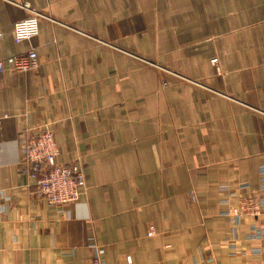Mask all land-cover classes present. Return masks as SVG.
<instances>
[{"label": "crops", "instance_id": "0c3cea01", "mask_svg": "<svg viewBox=\"0 0 264 264\" xmlns=\"http://www.w3.org/2000/svg\"><path fill=\"white\" fill-rule=\"evenodd\" d=\"M24 4L40 32L16 44ZM32 48L38 70L0 73V264H264V216L236 227L219 192L261 186L264 0H0V61ZM41 124L86 176L69 214L24 172Z\"/></svg>", "mask_w": 264, "mask_h": 264}, {"label": "built area", "instance_id": "2783aa9c", "mask_svg": "<svg viewBox=\"0 0 264 264\" xmlns=\"http://www.w3.org/2000/svg\"><path fill=\"white\" fill-rule=\"evenodd\" d=\"M23 7L30 11L31 15L16 23L14 27V37L16 44H22L38 37L40 32L41 14L32 10L28 4ZM213 65H218V59L211 61ZM38 53L35 49H30L22 55L10 59L7 64L0 61V73L27 72L38 70ZM23 165L25 174L36 184L35 195L40 201H45L48 206L59 211H67L80 199L82 191L85 189L87 180L82 165L78 159L72 163L62 164L58 162L60 148L56 142V134L48 124L41 126H26L23 130ZM261 186L258 190H249L246 184L231 187L229 185L220 186L219 192L226 196L222 200L223 204L230 205L233 200L237 201L236 206L228 211H222L220 215L229 219L236 227L241 224L244 217L258 218L264 216V167L260 170ZM192 198L195 194L190 192ZM8 198L5 192L0 190V220L6 215ZM150 237L155 235L154 227L150 228ZM248 241H256L264 244V222L254 224L247 236ZM94 256L92 264H108L102 257L101 248L93 245ZM229 249L233 252L237 250L236 243L229 244ZM262 256L260 247L253 248L249 252L242 253ZM233 256L235 254H232ZM131 262V259H130ZM201 264H221L215 258L209 257Z\"/></svg>", "mask_w": 264, "mask_h": 264}]
</instances>
